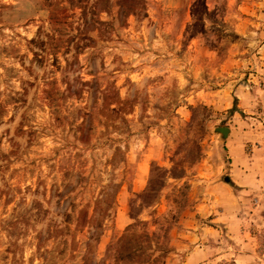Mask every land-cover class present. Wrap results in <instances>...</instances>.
<instances>
[{"label": "rangeland", "instance_id": "obj_1", "mask_svg": "<svg viewBox=\"0 0 264 264\" xmlns=\"http://www.w3.org/2000/svg\"><path fill=\"white\" fill-rule=\"evenodd\" d=\"M0 264H264V0H0Z\"/></svg>", "mask_w": 264, "mask_h": 264}, {"label": "water", "instance_id": "obj_2", "mask_svg": "<svg viewBox=\"0 0 264 264\" xmlns=\"http://www.w3.org/2000/svg\"><path fill=\"white\" fill-rule=\"evenodd\" d=\"M224 133H226V130H222Z\"/></svg>", "mask_w": 264, "mask_h": 264}]
</instances>
